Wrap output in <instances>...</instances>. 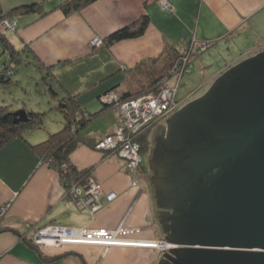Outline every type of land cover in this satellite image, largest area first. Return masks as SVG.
Wrapping results in <instances>:
<instances>
[{"label": "rangeland", "instance_id": "1", "mask_svg": "<svg viewBox=\"0 0 264 264\" xmlns=\"http://www.w3.org/2000/svg\"><path fill=\"white\" fill-rule=\"evenodd\" d=\"M157 1L161 7L159 10L170 13L176 10L174 9L175 6L171 0ZM12 10H14L12 15L10 14L3 18L6 21H0V26L2 32L8 36V39L13 44L14 48L19 49V56L21 55L22 59H20L21 62L18 65L14 76L13 70L8 69V73H10V76H13V79L10 82H0V102L9 103L14 101L12 102L13 105L22 103L18 107H11L13 108L12 110L27 106L34 108L35 110L45 111V116L41 121V123H43L40 127L35 128L37 132L41 129L45 132V129H59L63 126L65 116L64 109L61 107L60 103L69 90L64 85L58 83L55 69H60L61 66L69 65L77 59L75 57L66 56V58L59 57V59L55 61L46 63L44 56L47 52H52L57 44L60 45L62 43L64 44H62L63 46L68 47L72 52L87 49L90 52L89 55L104 46L115 45L117 41H109L110 33L123 26L130 25L137 19L141 18L144 13H147L150 19L143 34L147 32L150 23L154 24L153 28L157 25V21L155 18L153 19L151 13L145 9H136L135 11H138V14L133 19H130L129 22L115 26L112 31L105 34H102L97 30L92 36L89 35V37L84 40V44H82V40L79 38V33H81L80 30H75V28L72 27L68 28V24L65 26L62 24L57 28V31H64L66 33H63V36L61 35V38L59 37V39H57L56 36H53L54 40L51 36L52 34L49 33L48 35L51 38L48 41L51 42V45L49 46L48 44L50 43L45 42L47 44L44 46L47 47H42V50L38 55L34 51V48H32V42L30 40L27 41L20 37L17 39L19 41H16L14 36H12V33H15L16 30L18 31L19 25L17 26V24L11 20H14L15 22L16 20L18 21V19H20L19 12L22 9ZM52 10L53 9H47L45 13L51 12ZM79 10L80 9L75 11ZM152 10L154 11L155 9ZM125 11L130 12L131 10L125 9ZM125 11L124 13L126 14ZM34 12L36 13L35 18L43 15L37 10H34ZM240 17L243 22L246 17L245 13L241 14ZM83 19L86 18L83 17ZM178 19L179 18L177 17L173 18L174 22ZM33 20L34 18H31L27 22ZM24 22L25 24L27 23L26 21ZM82 26L93 27L94 25L90 22H85L83 25L81 24V27ZM196 28V32L191 33L188 41H185V45H180L178 47L182 51L189 52L187 53V58L185 57V53L181 56L175 57L173 58V64L171 63L172 67H168L164 72H162V69L161 72L154 73L151 72L150 69L151 67L156 66L158 58H156L157 56L155 53L157 50L153 51L155 49H149L148 54L151 55L153 53L151 55L153 58L151 63L148 62L149 64H146V67H149V71L147 72L149 76L145 74V72H142L139 74H142L143 78L137 80L132 78L130 81L125 79V82L122 83L123 85L120 89L119 85L116 84L113 85V87L102 91L98 96L101 100L100 102L106 106L105 109L110 110L113 115L111 126H109V128L103 133H94L99 137L98 139H96L91 133L89 135L91 140H86L87 142L80 143L70 153L72 164H74V167L79 174H83L82 176L84 179L83 177L81 178V181H83L81 183H73L75 182V179L67 176L68 178L66 181L67 183H70V185L65 187L63 184V198L69 199L78 210L85 211L90 216H94L107 202L113 201L118 196V193L115 190H107L104 187L102 179H99L97 176L98 173H95L96 168L98 165L100 166L102 162L114 163V165L117 166V170L123 171L128 177V185L131 188H136L137 193L134 197V201L139 197H143L146 200L147 212L144 216L145 223L140 226L136 225L132 227L127 226L129 224H124L126 223L124 219L128 217L133 208L132 202L129 204L128 209L125 210L123 217L114 228L117 230L118 235H114L113 238L105 239L108 241L107 244H101V242L95 241V235L94 238L89 236L92 232L101 229L106 230V233H108L110 230L106 226H95L90 225V223L75 225L50 219L44 221L41 216V218L31 221L26 227L22 226L16 231L17 237L15 243H21L24 246L23 249L26 253L13 255L11 251L15 246V243H13L9 247L6 246L4 249L0 250V264H3L6 259V263L4 264H10L11 262L9 261H14L16 262L15 264H65L66 262L68 264H74L75 262L73 260H78V263L76 262V264H94L92 259L89 258L90 260H86L87 255L83 252V246L85 245L102 246L101 260L104 259V254L108 252V249L111 246H127L129 248H134L131 250L134 251V255H137V257H132L134 260L131 264H155L161 257H164L165 253H171L169 247H173V245L167 240L165 225L161 218V210L163 208L158 205L154 185L151 179V159L157 142V134L160 133L162 127H164V134L167 132L166 127L168 120L166 118L172 112L190 100L204 94L224 70L257 52L264 50V37H262L260 41L257 40L254 43V49L252 50H242L241 46L237 45L236 41L233 43L235 44V49L232 47L228 50L225 49V43L222 42L225 41L222 39L227 36L226 34L228 32L217 38L201 39L199 36L202 34V29H198L197 25ZM152 30L151 28L148 30L147 36L152 33ZM179 32L183 33V31ZM210 33L218 34L219 32L212 31ZM81 34H84V31H82ZM143 34H140L139 36ZM229 34H233V31L229 32ZM244 35L243 32L240 33L239 38L243 39ZM230 37H232V35H230ZM35 38L38 39V36ZM129 38L135 37H127L125 39ZM166 39L167 38H165L167 47L175 45L172 41ZM245 43H247V40L244 37V44ZM1 51L2 48L0 42L1 61L9 60L8 56L2 54L3 52ZM196 51H198L197 54H194ZM139 62L140 59L129 64L127 62L125 63V61H120V67H118L120 68L119 71H121L123 75L130 77V73L134 68L137 65H140ZM46 76L51 79L53 78L54 82H56V85L54 86L55 94L53 93V95L49 93L48 87L44 82ZM135 80L136 83L134 82V85L131 87L129 83ZM133 87L136 88L135 92L138 93L137 95H132L134 91L132 92L131 89L133 90ZM126 93L130 94L123 96ZM160 104H165V107ZM92 122L98 124V120L94 119ZM25 133V137L21 136L24 139H26V136L28 135V132ZM83 145L99 151L101 154V158H99L100 161H92L85 166H80L78 163L75 164L72 160V153L77 148L79 149V146L82 147ZM39 164H41V166L47 165L48 167H52L48 160H42ZM67 165V162L62 163L63 171H70L71 168ZM57 171L60 174L61 181H63L61 171ZM77 177L79 178L81 176H76V180H78ZM18 191L12 194L13 198H7L0 201V232L8 230V227H10L5 219L8 218L14 198L16 197V194H18ZM84 226H87V228L81 232H72L67 229L83 228ZM54 227L57 230H59V227L67 229L64 232L68 237H62L64 241L62 243L64 244L57 243L61 240L60 237L54 235V233L47 234L46 232H43L49 229H54ZM145 229L154 233V235L141 237L139 234ZM156 244H158V246ZM74 246H80L79 249H82L83 251ZM138 247H144L150 250L146 254H139L140 250L136 249ZM10 254L13 256L10 257Z\"/></svg>", "mask_w": 264, "mask_h": 264}, {"label": "crops", "instance_id": "2", "mask_svg": "<svg viewBox=\"0 0 264 264\" xmlns=\"http://www.w3.org/2000/svg\"><path fill=\"white\" fill-rule=\"evenodd\" d=\"M36 1L40 3V9L53 10L38 18H35L36 13L34 11L21 10L19 12L20 19H18L19 29L12 33V36L16 41H19L17 39L20 37L27 41L30 40L31 46L37 54L40 53L42 47H47L44 46L47 44L45 42L50 43L49 46L51 45V42L48 41L51 38L49 33L52 34V38L56 36L57 39L66 33L57 31V28L62 24L64 26L68 24V28H75L81 33L84 31V34L79 33V38L84 44V40L89 35L92 36L97 30L105 34L112 31L115 26L129 22L138 14L136 9H145L157 21L158 26L155 24L156 26L153 28L154 24L150 23L147 29V32L150 28L153 29L151 36H147V32H145L139 37L117 41L112 46H104L90 55L87 49L72 52L68 47L63 46V43V45L57 44L52 52L46 53L44 56L46 63L55 61L59 57L77 58L69 65L55 69V74L72 94H76L81 107L87 109L99 107L101 102L98 95L105 89L116 84L119 85L120 89L125 79L130 81L132 78L136 80L143 78L142 74L139 73L145 72L147 74L149 67L146 66L153 59L151 56L153 53L148 54L149 49L157 50L155 55L158 58V60L156 59V66L151 67L150 71L157 73L158 70L165 67L167 63L165 61V54L167 53L165 38L175 44L171 48H178L180 45H185V41H188L191 33L196 32V25L198 29H202V34L199 36L201 38H217L228 32L227 36L222 39L225 40L222 42L225 43V49L228 50L232 47L235 49V44H233L235 41L242 50H252L254 43L264 37V0H171L175 6L174 9H176L171 13L159 10L161 7L157 0H94L80 8L79 11L69 14H65L59 6L63 0H0V6L4 11L24 9L21 7ZM125 9L131 11L126 12ZM244 13L246 17L242 22L240 15ZM176 17L179 19L174 22L173 18ZM31 18L34 20L27 22ZM24 21L27 23L25 24ZM85 22H90L94 26L81 27V24L83 25ZM179 31H183V33ZM212 31L219 33H210ZM231 31L233 34H229ZM242 32L247 40L245 44L244 37L243 39L239 38V34ZM37 36L38 39L35 38ZM138 59H140V65L134 68L130 77L119 71L120 61L129 64ZM136 80L128 82L131 87L134 82L136 83ZM133 89L136 88L133 87ZM95 120H98V124L92 122L87 127V131L94 136H96L94 133H103L111 126L113 115L110 110L104 109ZM38 138L36 132L33 131L26 136V139L15 136L0 148V201L13 198L12 194L19 190L14 198L8 218L5 219L10 227L8 230L0 232V250L15 243L16 231L19 228L26 227L31 221L41 218V216L44 221L50 219L75 225L90 223V225L114 229L123 217L125 210L128 209L129 204L133 202V208L128 217L124 219L126 221L124 224H129L127 226L132 227L145 223L146 200L139 197L134 201L137 193L136 188H131L128 185V177L123 171H118L114 163L102 162L103 164L98 165L95 173H98L97 176L102 179L107 190H115L118 193L116 199L107 202L94 216L78 210L69 199L63 198L64 186L58 171L47 165L41 166L39 164V153L29 143V141H35ZM99 158H101L100 152L86 147V145L79 146V149L77 148L72 153V160L80 166H85L92 161H100ZM139 235L149 237L154 233L145 229ZM14 245V249L11 250L13 255L26 253L21 243ZM74 247L79 249L80 246ZM131 249L134 248L111 246L102 260L100 257L102 246L100 245H85L83 246L84 251L79 250L87 255V261L92 259L94 264H131L134 260L132 257H137ZM136 249L140 250L139 254H146L150 250L144 247ZM13 255L10 254L9 256ZM73 261L74 264L78 263V260ZM9 262H11L10 264L16 263L14 261Z\"/></svg>", "mask_w": 264, "mask_h": 264}, {"label": "water", "instance_id": "3", "mask_svg": "<svg viewBox=\"0 0 264 264\" xmlns=\"http://www.w3.org/2000/svg\"><path fill=\"white\" fill-rule=\"evenodd\" d=\"M166 119L151 179L173 247L155 264H264V50Z\"/></svg>", "mask_w": 264, "mask_h": 264}, {"label": "trees", "instance_id": "4", "mask_svg": "<svg viewBox=\"0 0 264 264\" xmlns=\"http://www.w3.org/2000/svg\"><path fill=\"white\" fill-rule=\"evenodd\" d=\"M92 1L94 0H63L62 2L59 3V6L62 8L65 14H69L75 10L82 8L83 6H85L86 4ZM40 6H41L40 3L37 1L31 2L25 4L24 8L26 9H22V10L23 11L37 10L41 14H44L45 11H47V9H40ZM13 12L14 10L3 11V9H1L0 6V21L3 20V22H5L6 20H4L3 18H5L10 14L12 15ZM149 19L150 18L147 15V13L146 14L144 13L141 16V18L137 19L130 25L123 26L111 32L109 35V41L114 42L121 39H125L127 37H136L139 36L140 34H143L149 23ZM16 24L18 26L17 20H16ZM0 42L2 48L1 52H3L2 54L8 56L9 59L7 61L2 62L1 61L2 57H0V67H1L0 82H10L16 73V69L20 64L21 62L20 59H22V57L21 55L19 56L20 53L19 49L14 48L13 44L8 39V36L2 32L1 26H0ZM166 52H167L165 54V61H167L166 66L162 68L163 70L162 69L158 70V72L159 71L161 72V70L162 72H164L168 67L170 66L172 67L173 58L181 56L184 53H185V57L187 58V53H189L186 51H182L177 47L171 48V46L167 47ZM197 52L198 51L194 52V54H197ZM8 69L13 70V76L9 75L10 73H8L9 72ZM48 76L45 77L44 82L48 87L49 93L53 95L55 90L54 86L56 85V82H54L53 78L52 79L50 78L51 76L50 77ZM58 83L60 85H63L59 81V79H58ZM131 91L132 92L134 91L132 95L138 94L137 92H135L134 89L133 90L131 89ZM129 94L130 93H126L123 96ZM75 96H76L75 94H72L70 91H68L67 94L64 95L65 98H63V100L60 103L61 107H63L64 109V116H65V121L63 126L59 129L57 128L45 129V132L42 131V129L41 130L39 129L40 131L37 132V130L35 129L37 127H40V125L43 123V122L41 123V121L45 116V111L35 110L34 108L26 106L24 107V109L27 111L28 119L19 120L16 122L14 120V118L16 117L14 115V111L17 110L18 108L15 110L12 109L14 107L20 106L22 103L20 105H13L12 102L14 101L9 103L0 102V147L3 146L11 138L15 136L25 137L24 136L26 134L25 132H28V134L33 131L36 132L39 138L36 139L35 141H29V143L39 153L40 162H42V160H48L50 166L61 171L62 180H63L62 183L65 185V187L70 185V183H67L66 181L68 178L67 176H70L71 178L75 179V182L73 183L83 182L81 181L83 174L81 175L79 174L78 171H76L74 164H72L71 162L70 153L80 143L87 142L86 140H91L90 139L91 137L89 136L90 133L87 131V127L91 125L95 117H97L106 108V106L103 105L102 102L100 103L99 107L94 109H87L81 107V105L77 101V97ZM72 124L74 125V127ZM98 138L99 137L97 136L96 139ZM63 162L68 163L67 166L71 168L70 171H63L62 168ZM78 175H80L81 177H79L80 179L77 177L78 180H76V176Z\"/></svg>", "mask_w": 264, "mask_h": 264}, {"label": "bare ground", "instance_id": "5", "mask_svg": "<svg viewBox=\"0 0 264 264\" xmlns=\"http://www.w3.org/2000/svg\"><path fill=\"white\" fill-rule=\"evenodd\" d=\"M85 228H87V226L85 227H83V228H76V229H72V228H67V229H69V230H71L72 232H81V231H84L85 230ZM67 229H65L64 227H59V230H57V229H55V227H54V229H49V230H46V231H43V232H46L47 234H49V233H54V235H56V236H58V237H60V240L61 241H58L57 243H61V244H64V243H62V242H64L63 241V239H62V237L64 238H66V237H68V235H66L65 234V230H67ZM110 231H109V234H113V236L114 235H118L117 234V230L116 229H109ZM128 234V233H127ZM92 238H94V236L92 237ZM102 238L103 239H105V236H102ZM47 239H49V238H47ZM107 239V238H106ZM115 239V238H114ZM47 241V240H46ZM101 242V244H107L108 242H107V240H101L100 241ZM117 243H118V241H117ZM157 246H158V244H156Z\"/></svg>", "mask_w": 264, "mask_h": 264}, {"label": "built area", "instance_id": "6", "mask_svg": "<svg viewBox=\"0 0 264 264\" xmlns=\"http://www.w3.org/2000/svg\"><path fill=\"white\" fill-rule=\"evenodd\" d=\"M12 22H14L16 24V22L14 20H11ZM11 23V22H10ZM181 76V75H180ZM136 101V100H135ZM161 106L165 107V104H160ZM127 138H130V137H127ZM95 235V241L97 242H100L101 240H105L106 238L109 239V238H113V234H109L106 233V230L104 229H101V230H96L94 232L91 233V235L89 237H93ZM102 236H106L105 239L102 238ZM108 242V241H107Z\"/></svg>", "mask_w": 264, "mask_h": 264}]
</instances>
